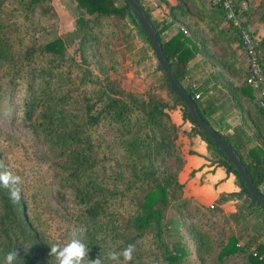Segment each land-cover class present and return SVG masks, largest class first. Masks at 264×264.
Here are the masks:
<instances>
[{"label": "trees", "instance_id": "16d2710c", "mask_svg": "<svg viewBox=\"0 0 264 264\" xmlns=\"http://www.w3.org/2000/svg\"><path fill=\"white\" fill-rule=\"evenodd\" d=\"M74 1L80 17L68 37L39 43L36 35L59 23L55 0H0V172L21 178L8 188L0 185V264L13 250L20 254L14 264H56L49 247L72 240L84 243L89 259L99 256L103 264H113L108 252L129 244L135 245L130 264H183L193 255L196 264H264V244H240L244 204L229 213L184 196L178 181L185 163L183 131L171 118L175 111L192 125L188 135L206 142L214 164L235 176L240 191L221 194L217 202L245 197L264 210L192 121L158 62L170 101L123 90L111 78L114 64L105 63L113 60L111 37L116 33L110 22L129 18L143 34L127 3ZM136 1L157 30L177 82L194 100L183 83L193 54L179 39L162 41L143 0ZM106 35L110 37L103 41ZM75 41L72 55L67 45ZM259 121L264 134V116ZM7 123H17L20 133L4 129ZM257 141L264 146V137ZM235 152L264 196V153L259 150L247 162ZM13 188L20 190L19 199L10 197ZM50 189L55 207L47 203ZM186 236L193 243L190 249L183 243Z\"/></svg>", "mask_w": 264, "mask_h": 264}, {"label": "crops", "instance_id": "0c3cea01", "mask_svg": "<svg viewBox=\"0 0 264 264\" xmlns=\"http://www.w3.org/2000/svg\"><path fill=\"white\" fill-rule=\"evenodd\" d=\"M244 13L247 25L262 41L261 64L264 74V0H234ZM160 29V38L167 42L172 37L184 42L192 58L186 64L183 83H196L199 109L206 122L227 137L235 150L247 162L253 160L264 146L258 142L264 134L259 131L262 114L259 90L247 86V60L237 34L225 23L222 12L213 0H143ZM170 20V21H168ZM171 118L181 125V150L185 163L178 175L183 194L207 207L213 204L223 212H235L239 207L254 220L245 222L239 234L243 245L249 241L254 247L264 244V210L243 197L217 202L219 195L240 191L235 176L216 166L206 142L198 135L189 136L192 125L183 121L181 112ZM251 151L252 155H251ZM264 191V184L262 185ZM240 204V205H238ZM238 206L234 209L232 207ZM227 208V209H226ZM230 208V209H229Z\"/></svg>", "mask_w": 264, "mask_h": 264}, {"label": "rangeland", "instance_id": "374dc122", "mask_svg": "<svg viewBox=\"0 0 264 264\" xmlns=\"http://www.w3.org/2000/svg\"><path fill=\"white\" fill-rule=\"evenodd\" d=\"M55 9L59 23L47 31L39 32L36 35L39 43H46L56 38H67L68 32L73 29L75 22L80 17V12L77 11L74 0H55ZM110 23L116 33V36L111 37V48L115 53L111 57L113 60L110 61V58H106L108 61L105 63L106 67L114 64L115 70L108 71L111 78L117 80L123 90L137 93L149 92L152 96L159 97L164 101H170L171 96L157 67L156 59L152 55L144 35L138 27L129 18L113 19ZM109 37L106 35L103 41ZM67 49L70 54H76V41L75 45L68 44ZM104 57L107 56L105 55ZM93 72L98 73L94 68ZM2 126L7 131H12L17 134L20 133V128L17 126V123H7ZM31 149L38 156V146L33 144L31 145ZM47 203L53 207L57 206L52 189L48 190ZM232 208L234 210L238 206L236 205ZM254 220L256 219L249 217V213L245 212L244 222L251 224ZM217 228H219L218 224ZM183 243L189 249L193 246L192 241L187 239V236ZM183 264H196L195 256H190Z\"/></svg>", "mask_w": 264, "mask_h": 264}, {"label": "water", "instance_id": "95a60500", "mask_svg": "<svg viewBox=\"0 0 264 264\" xmlns=\"http://www.w3.org/2000/svg\"><path fill=\"white\" fill-rule=\"evenodd\" d=\"M129 6L132 14L136 18L140 28L142 29L143 35L146 37L150 49L154 54L156 62H158L165 81L169 85L170 89L174 94L182 100L188 114L192 121L202 130V132L209 137L214 145L221 151L224 157L234 166L241 180L243 181L244 187L249 193L251 199L258 205L264 207V196H262L247 169L243 165L241 158L227 142L223 135L215 131L199 114L195 101L191 95L177 82L168 59L166 58L162 45L158 38V32L147 19L141 5L136 0H123Z\"/></svg>", "mask_w": 264, "mask_h": 264}, {"label": "built area", "instance_id": "2783aa9c", "mask_svg": "<svg viewBox=\"0 0 264 264\" xmlns=\"http://www.w3.org/2000/svg\"><path fill=\"white\" fill-rule=\"evenodd\" d=\"M213 5L219 7L225 23L237 34L242 50L247 60L246 83L258 88L261 99L260 107L264 109V74L261 65V40L245 24L243 10L236 5L234 0H213ZM189 90L194 100L198 101L200 95L196 93L197 84L189 83ZM214 205H209L214 209Z\"/></svg>", "mask_w": 264, "mask_h": 264}, {"label": "clouds", "instance_id": "9594fccd", "mask_svg": "<svg viewBox=\"0 0 264 264\" xmlns=\"http://www.w3.org/2000/svg\"><path fill=\"white\" fill-rule=\"evenodd\" d=\"M20 182L21 178L19 176H13L7 171L0 172V185L3 187L8 188L10 184L15 185ZM20 195L21 193L18 188H13L10 192L12 199H19ZM49 248V255L55 257L56 264H81L82 261H85V258H87L86 264H103L99 256L95 259H89L87 246L79 240H72L64 245L53 243ZM134 251L135 245L129 244L120 252H108L107 257L113 264H130L133 260ZM19 257L18 250L10 251L5 257V262L6 264H14Z\"/></svg>", "mask_w": 264, "mask_h": 264}]
</instances>
